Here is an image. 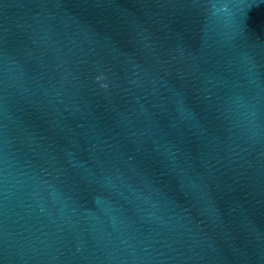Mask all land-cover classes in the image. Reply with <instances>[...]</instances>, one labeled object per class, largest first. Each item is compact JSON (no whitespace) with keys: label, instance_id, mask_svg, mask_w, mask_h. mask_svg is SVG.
I'll use <instances>...</instances> for the list:
<instances>
[{"label":"water","instance_id":"1","mask_svg":"<svg viewBox=\"0 0 264 264\" xmlns=\"http://www.w3.org/2000/svg\"><path fill=\"white\" fill-rule=\"evenodd\" d=\"M0 264H264V0H0Z\"/></svg>","mask_w":264,"mask_h":264}]
</instances>
